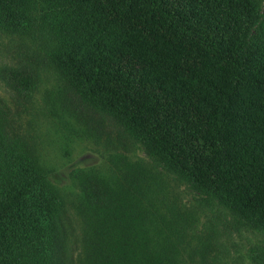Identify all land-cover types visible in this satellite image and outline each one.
<instances>
[{"label": "trees", "instance_id": "trees-1", "mask_svg": "<svg viewBox=\"0 0 264 264\" xmlns=\"http://www.w3.org/2000/svg\"><path fill=\"white\" fill-rule=\"evenodd\" d=\"M261 9L260 0H0V30L33 48V61L6 70L9 87L33 95L51 72L55 118L74 136L95 134L85 113L108 117L160 166L115 146L102 168L71 172L69 198L2 116L0 264H207L203 250L223 234L210 220L208 235L192 227L168 174L264 235Z\"/></svg>", "mask_w": 264, "mask_h": 264}, {"label": "rangeland", "instance_id": "rangeland-1", "mask_svg": "<svg viewBox=\"0 0 264 264\" xmlns=\"http://www.w3.org/2000/svg\"><path fill=\"white\" fill-rule=\"evenodd\" d=\"M260 1L261 11L264 12V0ZM26 44L30 45L29 39L7 35L0 30V110L3 104L6 110L2 111V114L0 111V119L8 115L7 118L12 122L15 130L27 135L29 141L41 150L43 162L54 169L53 177L55 175L60 179L59 185L65 195L70 198V191L76 190L71 181V172L93 166L102 168L108 162V149L112 150L115 146L132 159L148 160L160 169L144 148L127 141L121 128L108 117L101 122L100 115L90 111L85 113L87 116L83 117H87L95 133L92 138L86 139H79L65 125L59 123L54 115L56 112L53 111L58 110L59 105L53 100L51 92L47 91L54 83L51 72L47 71L43 74L38 89L33 95L19 93L13 87H9L5 80L6 70L20 67L29 60L33 61V48H30L32 51L29 50ZM48 69L52 71L51 68ZM78 122L73 123L78 127L80 125ZM167 178L173 186L175 184L179 192L175 207L181 208L179 212L185 213L189 223L194 222L191 223L192 227L194 226L199 233L201 231L208 235L212 232L208 223L210 220V223L217 225L223 234L215 235V238L220 237V239L217 241L212 239L206 248L202 249L207 254V264H264V254L259 250L260 247L264 248L262 232L252 230L245 220L233 219L229 214H225L219 205H216L215 199L204 200V196H200L187 184L174 179L172 175L168 174ZM183 203L188 207H183ZM196 210L199 211V215L195 213ZM71 224L74 227V234H77L79 226L73 214H71Z\"/></svg>", "mask_w": 264, "mask_h": 264}]
</instances>
